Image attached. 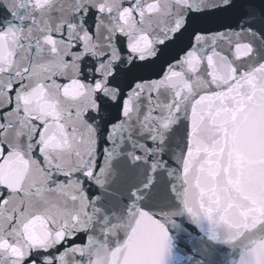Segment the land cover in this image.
<instances>
[{
    "label": "snow or ice",
    "instance_id": "snow-or-ice-1",
    "mask_svg": "<svg viewBox=\"0 0 264 264\" xmlns=\"http://www.w3.org/2000/svg\"><path fill=\"white\" fill-rule=\"evenodd\" d=\"M0 264H264V0H0Z\"/></svg>",
    "mask_w": 264,
    "mask_h": 264
}]
</instances>
